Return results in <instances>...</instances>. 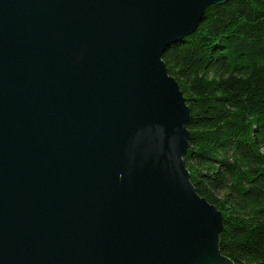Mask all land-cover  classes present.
<instances>
[{"label": "water", "instance_id": "obj_1", "mask_svg": "<svg viewBox=\"0 0 264 264\" xmlns=\"http://www.w3.org/2000/svg\"><path fill=\"white\" fill-rule=\"evenodd\" d=\"M225 1L0 0V264H233L162 59Z\"/></svg>", "mask_w": 264, "mask_h": 264}, {"label": "trees", "instance_id": "obj_2", "mask_svg": "<svg viewBox=\"0 0 264 264\" xmlns=\"http://www.w3.org/2000/svg\"><path fill=\"white\" fill-rule=\"evenodd\" d=\"M162 59L189 109L190 180L222 213L220 251L264 264V0L209 4Z\"/></svg>", "mask_w": 264, "mask_h": 264}, {"label": "bare ground", "instance_id": "obj_3", "mask_svg": "<svg viewBox=\"0 0 264 264\" xmlns=\"http://www.w3.org/2000/svg\"><path fill=\"white\" fill-rule=\"evenodd\" d=\"M208 264H226L224 260H213L209 262Z\"/></svg>", "mask_w": 264, "mask_h": 264}, {"label": "rangeland", "instance_id": "obj_4", "mask_svg": "<svg viewBox=\"0 0 264 264\" xmlns=\"http://www.w3.org/2000/svg\"><path fill=\"white\" fill-rule=\"evenodd\" d=\"M229 264H231V263H229Z\"/></svg>", "mask_w": 264, "mask_h": 264}]
</instances>
